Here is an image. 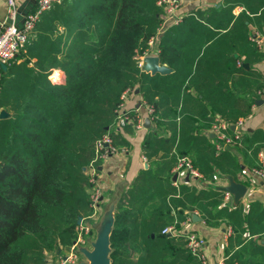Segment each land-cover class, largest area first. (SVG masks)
Wrapping results in <instances>:
<instances>
[{"label":"trees","instance_id":"obj_1","mask_svg":"<svg viewBox=\"0 0 264 264\" xmlns=\"http://www.w3.org/2000/svg\"><path fill=\"white\" fill-rule=\"evenodd\" d=\"M157 2L63 0L41 15L24 51L3 69L0 109L9 117L0 119V264H48L47 254L75 243L79 218L84 222L92 212L87 169L100 166L95 163V145L113 129L128 89L138 86L157 112L158 128L174 131L169 142L151 135L147 150L157 143L169 153L178 142L179 157H191L210 181L240 170L232 155L218 154L213 145L204 144L195 157L191 155L201 143L194 138V121L182 104L204 98L222 120L233 124L244 118L235 106L238 100L225 87L242 72L236 61L216 86L209 85L202 67L211 64L212 52L220 53L226 46L237 45L248 58L257 55V43L248 41L246 17L225 33L206 32L184 51L178 35L170 36L168 29L160 37V58L174 73L150 76L138 68L137 57L161 27L164 10ZM55 69L65 73L64 83L49 80ZM191 89L197 99L189 95ZM204 111L205 119L210 110ZM177 120L183 123L179 133ZM261 151L263 145L254 153ZM178 158L173 157L176 165ZM172 178L161 167L147 170L141 184L121 195L111 235L112 264H197L182 238L162 233L185 221V212L195 208L207 225L218 226L219 219H227L237 234V252L226 264L264 258V248L255 242L264 236V221L256 225L250 214L243 217L242 206L229 211L224 193L178 190ZM245 233L250 239H243Z\"/></svg>","mask_w":264,"mask_h":264},{"label":"crops","instance_id":"obj_2","mask_svg":"<svg viewBox=\"0 0 264 264\" xmlns=\"http://www.w3.org/2000/svg\"><path fill=\"white\" fill-rule=\"evenodd\" d=\"M37 1L38 0H15L20 22L23 20L25 13L36 7ZM178 2L179 8L176 16L179 22H169L165 31L170 29V31H172L170 36L172 37L178 35V44L180 46L182 45L183 51L189 47L196 46L201 35L203 36L206 32L225 33V31L233 28L237 24L238 19L242 16L246 17L243 21L248 28V41L253 43L254 40H252V38L254 37L264 41V0H178ZM7 14V1L0 0V23L6 21ZM243 21H241L239 25H241ZM261 44L263 48L260 49L259 46L258 48L256 47L257 55H251L249 57L250 59L246 54L240 51L237 45H233L232 47L226 46L225 50L220 53L212 52L211 64L202 67V69L205 70V74L209 77L210 86H216L218 84V77L228 74V71L234 65V61H236V68L242 69L241 73L235 75L234 78L230 79L228 84L225 85L238 100L239 104L235 106L242 112L244 117L241 119L244 123L243 127L239 130L241 133L242 145H225L222 146L221 149L217 148L215 135L212 133L211 129L216 119L222 120V117L219 113H214L212 108L208 106L209 103H206V99L200 98L192 103L182 104L186 109V113L190 115L194 121V138L201 143V145L195 144L191 155L195 157L198 148L204 144H208L213 145L218 154L223 152L234 157L240 170L235 172V175L232 177L237 182L248 187L245 197L240 201L238 206H242L243 217L250 214V218L256 225H259L261 220L264 221V181L259 176L251 174V171L259 165L260 160L259 154L257 155L254 153L255 149L262 145L264 146V97L262 95L264 91V42ZM21 61L22 60H18V63ZM160 62L168 66L161 61V58ZM57 71L63 73V78L61 77V79L57 80L58 82H55L51 80V76ZM173 73L174 70L170 74L161 76H168ZM148 74L150 76H156L151 73ZM65 78V73L63 71L55 69L52 71L49 80L52 83H64ZM189 95L195 99L198 98L195 89L189 90ZM149 106L152 105L145 101L142 92L139 90L138 86H136L123 103L122 111L128 112L137 119H141L143 125L142 129L138 130L131 124L119 130L112 129L110 131L117 148L126 149V153L120 152L119 155L112 156L108 160L102 161L98 167L96 177L103 191L101 210L97 213L96 218L93 220L87 219L83 222L86 226L92 225L94 237L102 218L110 209V206L114 205L116 207L121 195L141 184L144 171H155L161 167L164 172L169 171V173H172L173 186L178 187V190L183 187H188L195 189L197 193H212L213 191H219L217 189L218 187H225L229 183L226 177L231 175L218 176L214 181H210L202 174L203 178L197 180L192 176H188L185 171L176 173L175 169L178 164H175L173 157H179L178 142H176L169 153L162 147L163 145L157 143H154L155 145L147 150L146 141L151 135L158 134L157 140L164 139L167 142L172 140L174 135L173 129L168 126H162L160 129L158 128L156 122L158 120V116H156L157 112L155 110L154 118H151L148 112ZM205 108L206 111L208 109L210 110V114L204 119L202 115L205 113ZM148 119H150L151 122L146 126V121ZM169 122V119L164 121L166 124ZM177 123V133H179L180 124L182 122L177 120ZM234 130L233 127H230L229 134H233L235 132ZM178 137L177 135V139ZM251 140L255 143L253 146L249 147L247 143L251 142ZM182 158L184 157H179L178 159L180 160ZM186 158L192 160L191 157ZM177 163H179V161ZM175 175L176 180H174ZM90 193L91 191L89 190V194ZM224 204H226L225 206L228 207L229 211H233L238 207L231 205V201H225ZM223 207L222 205L219 206L218 210ZM113 212L115 216V210ZM187 214L191 215V230L205 239L207 254L212 264L227 261V258L230 259V256L236 254L238 246L235 242V240H237L235 235L237 234H235L232 225L229 224L227 219H219L218 226H209L203 221L197 208L191 213L185 212L186 217ZM194 215H197L201 221H195L193 219ZM183 223L184 221L178 225L175 224L172 226L181 230L183 228ZM244 227H246V223H244ZM243 239H250L249 234L245 233ZM232 241L233 246L231 247L230 243ZM255 242L258 245L261 244V248H264V236L262 238H257ZM249 252L253 253V250H249ZM62 253L63 250L60 253L47 254V260L51 259L55 264L59 257L62 256ZM249 255L250 254H248V256ZM195 259L197 264H201L197 258ZM251 261L261 263L264 261V258L263 256H258L256 259L248 258L244 260L243 263L250 264ZM47 263L49 264L48 261Z\"/></svg>","mask_w":264,"mask_h":264},{"label":"built area","instance_id":"obj_3","mask_svg":"<svg viewBox=\"0 0 264 264\" xmlns=\"http://www.w3.org/2000/svg\"><path fill=\"white\" fill-rule=\"evenodd\" d=\"M8 14L6 21L0 23V95L2 92V78H3V65L9 66L14 63L21 52L24 51L26 44L28 43L31 35L34 33L36 25L45 12L50 11L55 5L60 4L63 0H38L35 9L28 11L24 14L23 20L20 22L18 17V10L15 0H6ZM157 5L161 7L164 12L161 15V27L154 37L148 41V48L143 54L137 57V65L141 71H144V59L146 57H159L160 56V37L165 32L168 23H177L179 19L176 16L179 8L178 0H158ZM257 43L260 49H262L263 40H258L257 37L252 38ZM133 89L126 90L122 97V103L117 110V118L114 123L113 129L119 130L132 123L136 129H142V120L131 116L128 112H123V103L127 99L128 95ZM264 97V91L262 92ZM1 111V109H0ZM149 116L154 118L155 109L152 106L148 107ZM134 118V119H133ZM243 120H238L236 123H228L224 120L216 119L212 126V133L215 135L216 146L221 149L225 145H234L236 141L241 139L240 129L243 127ZM230 127H234V133L229 134ZM96 148V162H102L108 160L112 156L126 153V149H119L114 143V138L111 132L103 135L95 145ZM259 165L257 168L251 171V174L259 176L264 181V152L259 153ZM185 171L188 176H192L194 179H202L203 176L195 168L192 161L186 157L179 160L175 172ZM98 166L91 164L87 169L90 181V208L92 210L88 219L93 220L97 217V213L101 210L103 191L101 185L97 180ZM232 200L231 194L226 193L224 201L230 202ZM191 215L187 214L186 220L183 223V228L178 230L174 226L167 227L163 230V234H168L172 237L183 238L186 241V247L191 254L197 258L201 264H212L206 249L205 239L191 230ZM77 240L68 249H64L62 256L59 257L55 264H83L85 262L84 255L80 252V248H90L91 242L94 240L93 229L91 226H86L83 222L77 226ZM49 264H54L53 260H47ZM218 264H226L225 261H221Z\"/></svg>","mask_w":264,"mask_h":264},{"label":"water","instance_id":"obj_4","mask_svg":"<svg viewBox=\"0 0 264 264\" xmlns=\"http://www.w3.org/2000/svg\"><path fill=\"white\" fill-rule=\"evenodd\" d=\"M7 66L3 65V69L6 70ZM143 69L147 73L152 75H167L173 72V70L161 64L159 57H146L144 59ZM9 114L2 109L0 111V119H6ZM150 119L146 121V126L150 124ZM234 128V127H233ZM226 179L229 181L228 185L225 187H218L217 189L224 193H230L232 200L231 205L238 206L240 201L245 197L248 187L242 183L237 182L232 176H227ZM176 180V175L174 176ZM115 206L111 205L110 209L106 212L105 216L96 231L94 240L91 242L90 248L82 247L80 252L84 255L86 261L83 264H112L111 260V235L114 229L115 216L114 211ZM193 219L200 222L201 219L194 215ZM83 222L82 218H79L78 225ZM170 236V235H168ZM61 251H59L60 253Z\"/></svg>","mask_w":264,"mask_h":264},{"label":"bare ground","instance_id":"obj_5","mask_svg":"<svg viewBox=\"0 0 264 264\" xmlns=\"http://www.w3.org/2000/svg\"><path fill=\"white\" fill-rule=\"evenodd\" d=\"M63 73L62 72H59L57 71L56 73H54L53 76H51V80L53 81H57L58 79H61ZM63 78V77H62Z\"/></svg>","mask_w":264,"mask_h":264}]
</instances>
